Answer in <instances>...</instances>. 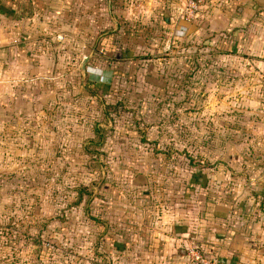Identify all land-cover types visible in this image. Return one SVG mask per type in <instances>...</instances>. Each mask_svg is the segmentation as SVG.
<instances>
[{"label":"rangeland","instance_id":"rangeland-1","mask_svg":"<svg viewBox=\"0 0 264 264\" xmlns=\"http://www.w3.org/2000/svg\"><path fill=\"white\" fill-rule=\"evenodd\" d=\"M111 10L76 0L41 19L27 43L39 70L0 76V264H107L133 213L160 222L209 181L216 195L263 187V75L198 78L190 43L182 61L180 44L132 38Z\"/></svg>","mask_w":264,"mask_h":264},{"label":"crops","instance_id":"crops-1","mask_svg":"<svg viewBox=\"0 0 264 264\" xmlns=\"http://www.w3.org/2000/svg\"><path fill=\"white\" fill-rule=\"evenodd\" d=\"M118 1L122 3L121 8H116ZM96 4L112 8L111 20L115 19L116 10L122 11L131 24L128 35L132 38L165 39L180 44L182 61L186 58L184 49L190 43L198 78L200 68L205 67L208 73L245 68L264 77V0H207L193 22L183 19L182 0H96ZM73 7L76 0H0V49L8 48L1 51L5 55L0 53V76L11 65L38 71L33 43L27 44L32 41L30 34L37 30L41 19L72 12ZM121 34L117 22L100 42L103 46L108 41L113 44ZM12 42L17 46L11 48ZM112 44L110 49L115 50ZM86 65H83L84 72ZM256 85L255 92L260 90L264 95V85ZM261 95H258L259 101L263 103ZM261 114L263 118L264 112ZM259 134L264 140V127ZM261 180L260 191L238 195L228 192L216 195L209 181L207 192L202 196L199 192L182 193L185 200L190 195L196 206L167 210L160 222L149 218L150 215L133 213L128 217L131 223L135 222L130 234L132 242L123 234L129 241L125 242L128 248L117 241L118 246L114 248L117 251L109 253L103 261L107 264H188L184 246L194 241L220 264H264V179ZM32 264H39L38 256L35 261L32 257Z\"/></svg>","mask_w":264,"mask_h":264},{"label":"built area","instance_id":"built-area-1","mask_svg":"<svg viewBox=\"0 0 264 264\" xmlns=\"http://www.w3.org/2000/svg\"><path fill=\"white\" fill-rule=\"evenodd\" d=\"M207 0H182L183 19L187 22L196 20L198 13ZM188 264H220L217 258L205 254L203 248L192 241L184 246Z\"/></svg>","mask_w":264,"mask_h":264}]
</instances>
